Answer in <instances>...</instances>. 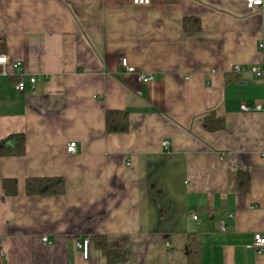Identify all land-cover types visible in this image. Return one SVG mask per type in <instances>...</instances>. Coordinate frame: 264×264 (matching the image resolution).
Here are the masks:
<instances>
[{
  "label": "crops",
  "instance_id": "0c3cea01",
  "mask_svg": "<svg viewBox=\"0 0 264 264\" xmlns=\"http://www.w3.org/2000/svg\"><path fill=\"white\" fill-rule=\"evenodd\" d=\"M260 42L264 7L242 0H0V55L21 63L0 67V141L26 143L0 158V264H108L97 236L121 264H187L190 233L201 264H264L250 248L264 233V110H240L264 106V81L246 72L264 69ZM108 110L128 114L126 133L106 132ZM212 117L223 130L204 129ZM29 178H62L64 192L28 196Z\"/></svg>",
  "mask_w": 264,
  "mask_h": 264
},
{
  "label": "trees",
  "instance_id": "16d2710c",
  "mask_svg": "<svg viewBox=\"0 0 264 264\" xmlns=\"http://www.w3.org/2000/svg\"><path fill=\"white\" fill-rule=\"evenodd\" d=\"M184 27L188 31H197L199 27L196 20H188ZM106 132L110 134H123L128 131L129 120L125 111L108 110L105 113ZM204 129L208 132H217L224 129L221 119L210 118L204 122ZM25 137L21 134L12 135L0 141V158L21 157L26 149ZM250 175L248 170H237L234 177L235 191L242 194L249 192ZM3 189L6 195L14 196L17 192V182L14 179H5ZM64 192V180L62 178H29L25 182V193L28 196H57ZM95 247L105 257L108 264H121L127 260L126 253L109 250L103 236L94 239ZM187 264H201V246L195 234H188L186 248Z\"/></svg>",
  "mask_w": 264,
  "mask_h": 264
},
{
  "label": "built area",
  "instance_id": "2783aa9c",
  "mask_svg": "<svg viewBox=\"0 0 264 264\" xmlns=\"http://www.w3.org/2000/svg\"><path fill=\"white\" fill-rule=\"evenodd\" d=\"M133 4L136 6H145L148 5L150 0H132ZM244 6L247 10L250 12H254L256 10L262 9L264 7V0H242ZM257 48L260 52L263 53L264 57V43L260 42L257 45ZM9 65L13 70H20L21 63L20 62H9L8 58L5 55H0V67L5 69V67ZM120 66L125 70L127 74H136V70L129 66L127 59L122 58L120 60ZM233 71L235 73H241L243 69L239 66H235ZM249 74H251L254 78L264 81V69H259L258 67H250L246 70ZM5 73V72H4ZM138 80L141 83H150L153 81L152 76H145L142 74H137ZM28 83L30 85H34L36 83L35 78H29ZM26 87L25 81L20 79L14 86V89L17 93H23ZM264 100V98H263ZM240 110L242 112H262L264 110L263 105H255L253 107H249L246 104H242L240 106ZM163 147H168V142H164ZM76 148V143H70L67 146V153L74 154ZM193 220H196V216H191ZM221 231L224 232L225 226L223 223H221ZM42 242H47L46 238L42 239ZM90 240L88 238L83 239L81 241L76 242V249L81 251L83 259L88 258V248H89ZM250 248L253 249L257 254L264 253V233H255L252 238V243L250 245Z\"/></svg>",
  "mask_w": 264,
  "mask_h": 264
}]
</instances>
